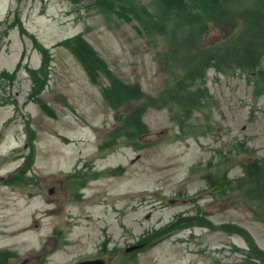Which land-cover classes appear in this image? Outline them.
I'll return each instance as SVG.
<instances>
[{"label":"rangeland","instance_id":"rangeland-1","mask_svg":"<svg viewBox=\"0 0 264 264\" xmlns=\"http://www.w3.org/2000/svg\"><path fill=\"white\" fill-rule=\"evenodd\" d=\"M103 3L0 0L1 260L264 264V194L240 185L246 166L264 173V57L255 71L236 59L181 80L186 52L234 44L251 16L264 28V0L211 1L207 18L189 0L188 14L171 16L155 0L114 2L128 17ZM104 68L132 86L118 109ZM123 113L135 120L102 149Z\"/></svg>","mask_w":264,"mask_h":264},{"label":"trees","instance_id":"trees-1","mask_svg":"<svg viewBox=\"0 0 264 264\" xmlns=\"http://www.w3.org/2000/svg\"><path fill=\"white\" fill-rule=\"evenodd\" d=\"M107 2V4L103 3L102 5H98L99 9H102L104 11H110L112 9L113 12L121 15V16H130L128 13H125L123 7L121 5H118L115 7L113 5L114 2L120 1V0H103ZM112 1V2H110ZM123 1V0H121ZM161 5L166 6L167 9V16H171L175 12L177 14H188L189 11L187 10L186 1L187 0H158ZM193 2L195 5L198 4L197 11L198 16H204L207 18V13L210 11V3L211 1L215 0H189ZM219 1V0H217ZM101 2V1H100ZM110 2V3H109ZM193 15V14H192ZM166 16V18H167ZM194 16V15H193ZM141 22H144V18L139 17ZM147 24H149L152 27H160L161 33H169L168 27L157 25L156 22H154L150 18H145ZM149 23H148V21ZM166 22V21H165ZM249 25L246 27V31L244 34H242L240 37L236 38V35L234 38H231L230 42L234 44H230L228 42H224L223 44H217L213 45L211 47H197V49L194 51V53H187L184 57V60H181V68L185 69L187 72L186 76L181 77L182 83L185 81H189L192 79L198 80L200 78H204L202 76V73L205 69H207L210 66H216L221 71H230L229 69H236L237 67L234 65L235 60L239 59L243 62L242 67H246L250 71H255L262 58L264 57V28L260 25L258 19H252V16L250 17ZM194 24L197 25L199 29L208 28V24H199L194 21ZM147 25V29L150 30L151 27ZM164 25V24H163ZM203 26V27H202ZM202 27V28H201ZM222 44V45H221ZM77 46L80 49L81 55H86L88 58L92 55V52L87 49L85 44L78 43ZM182 46L185 48V41L182 42ZM40 50L43 51L45 55L46 60V50L44 47L39 46ZM86 60V59H85ZM46 63V62H45ZM89 72L92 74L93 78H96L99 74L91 68L89 65H87ZM240 68V67H239ZM103 71L107 72V74L113 79V82L108 90L111 88L115 89L117 94V100L124 101L126 98H130L133 95H130L127 93L126 89L122 88V84L118 79H115L114 76L110 75L107 69H103ZM258 74L260 77V71H258ZM34 75H37V72H34ZM43 75V74H42ZM185 80V81H184ZM258 87H260V84L258 83ZM120 88L121 91H120ZM178 99V95L176 96ZM191 97H195V93H191ZM255 171V170H254ZM250 169V167L247 166L246 169V178L245 181H247L251 186H253L255 189L257 188L261 193L264 194V173H262L261 177L255 176ZM258 192V191H257ZM2 257V255H0ZM0 264H5L3 260L0 258Z\"/></svg>","mask_w":264,"mask_h":264},{"label":"water","instance_id":"water-1","mask_svg":"<svg viewBox=\"0 0 264 264\" xmlns=\"http://www.w3.org/2000/svg\"><path fill=\"white\" fill-rule=\"evenodd\" d=\"M139 246H134L128 249V251L133 250L135 248H137ZM77 264H105L104 261L102 259H97V260H89V261H84V262H80Z\"/></svg>","mask_w":264,"mask_h":264}]
</instances>
